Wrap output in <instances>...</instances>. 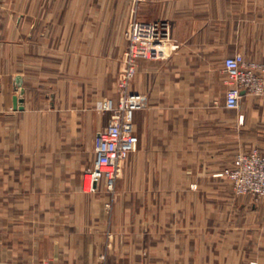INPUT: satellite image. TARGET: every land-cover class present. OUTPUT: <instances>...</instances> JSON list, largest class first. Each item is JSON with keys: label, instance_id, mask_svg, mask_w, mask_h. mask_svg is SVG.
<instances>
[{"label": "crops", "instance_id": "obj_1", "mask_svg": "<svg viewBox=\"0 0 264 264\" xmlns=\"http://www.w3.org/2000/svg\"><path fill=\"white\" fill-rule=\"evenodd\" d=\"M134 16L165 24L177 48L161 61L139 60L130 91L147 107L129 116L137 149L114 192L102 183L103 194L92 195L83 178L110 120L99 107L118 103ZM235 54L264 77V0H0L8 185L14 194L23 188L25 201L55 204L49 219L66 215L67 230L51 223L46 232L52 250H106V227L84 230L98 220L114 236L111 264H248L243 243L258 252L248 260L264 264V205L233 196L215 177L226 155L264 153V95L225 107L223 63Z\"/></svg>", "mask_w": 264, "mask_h": 264}, {"label": "built area", "instance_id": "obj_2", "mask_svg": "<svg viewBox=\"0 0 264 264\" xmlns=\"http://www.w3.org/2000/svg\"><path fill=\"white\" fill-rule=\"evenodd\" d=\"M126 50L122 72L118 79V103L108 99L100 104V111L110 114L108 126L95 138V160L91 170L84 174L83 190L94 193L104 183V190L112 193L122 164L129 154L137 149L138 137L135 134L130 114L143 106V98L130 91L139 60L161 61L168 57L170 45L165 24L140 21L132 18L125 32ZM227 91L225 107L228 110L239 108L243 94L254 97L264 95L262 66L247 63L242 55L235 54L224 60ZM218 177L227 179L235 194L248 196L254 202L264 200V153L258 149L238 152L231 164L224 168ZM88 179V181H87Z\"/></svg>", "mask_w": 264, "mask_h": 264}, {"label": "rangeland", "instance_id": "obj_3", "mask_svg": "<svg viewBox=\"0 0 264 264\" xmlns=\"http://www.w3.org/2000/svg\"><path fill=\"white\" fill-rule=\"evenodd\" d=\"M118 79L119 76L115 82L117 95ZM224 86L226 94L228 88L226 84V75L224 76ZM146 107L147 105L145 102L141 109ZM224 115L225 117H231V113L226 112V110L224 111ZM4 129L5 128L0 127V135L3 136V138L0 139V264H111L109 261V250L111 248L110 242L113 241L114 236L109 232V224L105 221L98 222V220H95L94 222H91L90 220L89 223L91 224L85 226L84 230H87L88 232V229L90 231L92 226H95L94 232H99L103 227H106V229L103 230L104 232L101 233L104 238L106 250L101 249L94 252H89L87 250L55 251L49 247L48 239L50 234L47 233V235L46 232H48L50 227L55 229V226H50L52 225L51 223L60 224L61 228L67 230L66 226L63 224H65L68 219H66V215L57 220L49 219L46 214L55 212L53 209L55 208V204H42L37 201L31 202L30 200L25 201L23 188L19 189L17 187L16 193H13V188L11 189L9 187L7 180L8 162L10 157L8 154L7 132L5 131L6 129ZM235 156V153L226 155L223 159L217 162V165H222L226 168L231 164ZM215 177L221 178L224 181V187H227L233 196L243 197L242 195L235 194L227 179L218 177L217 174ZM100 191L101 189L90 194H103V192ZM251 201L255 204L260 203L261 205H264V200L254 202L251 199ZM105 205L109 206L110 204L105 203L104 207ZM73 220L76 223L78 221L76 219ZM100 225L102 227H100ZM145 225H150V221L145 220ZM242 239V236H237L235 240L236 244L241 243L240 241ZM254 248L253 245L248 243L241 244L240 253L241 259L244 262L248 261V264H257L258 261L255 258L254 260H248L253 256H258V252L254 251Z\"/></svg>", "mask_w": 264, "mask_h": 264}, {"label": "water", "instance_id": "obj_4", "mask_svg": "<svg viewBox=\"0 0 264 264\" xmlns=\"http://www.w3.org/2000/svg\"><path fill=\"white\" fill-rule=\"evenodd\" d=\"M23 103V99H20V98H15L14 99V109H20V110H22L23 109V107L22 106H18V104H22Z\"/></svg>", "mask_w": 264, "mask_h": 264}]
</instances>
